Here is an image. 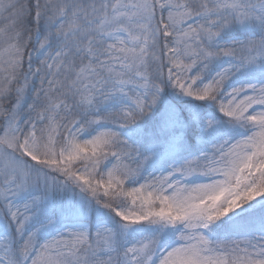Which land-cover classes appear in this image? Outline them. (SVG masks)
Listing matches in <instances>:
<instances>
[{
  "label": "snow or ice",
  "instance_id": "snow-or-ice-1",
  "mask_svg": "<svg viewBox=\"0 0 264 264\" xmlns=\"http://www.w3.org/2000/svg\"><path fill=\"white\" fill-rule=\"evenodd\" d=\"M0 264H264V0H0Z\"/></svg>",
  "mask_w": 264,
  "mask_h": 264
}]
</instances>
